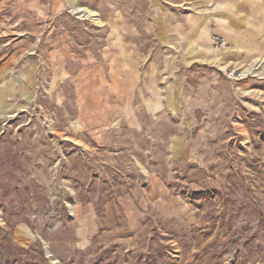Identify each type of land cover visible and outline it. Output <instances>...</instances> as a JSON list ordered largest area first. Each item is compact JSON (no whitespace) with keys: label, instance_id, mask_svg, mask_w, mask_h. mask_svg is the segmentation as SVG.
<instances>
[{"label":"rangeland","instance_id":"374dc122","mask_svg":"<svg viewBox=\"0 0 264 264\" xmlns=\"http://www.w3.org/2000/svg\"><path fill=\"white\" fill-rule=\"evenodd\" d=\"M154 15L0 0V264H264V56L173 67Z\"/></svg>","mask_w":264,"mask_h":264},{"label":"crops","instance_id":"0c3cea01","mask_svg":"<svg viewBox=\"0 0 264 264\" xmlns=\"http://www.w3.org/2000/svg\"><path fill=\"white\" fill-rule=\"evenodd\" d=\"M149 25L161 50L177 55L173 67L237 68L264 56V0H155ZM124 32L130 57L131 33ZM212 36L223 38L227 47L214 49Z\"/></svg>","mask_w":264,"mask_h":264},{"label":"built area","instance_id":"2783aa9c","mask_svg":"<svg viewBox=\"0 0 264 264\" xmlns=\"http://www.w3.org/2000/svg\"><path fill=\"white\" fill-rule=\"evenodd\" d=\"M210 43L213 48L215 49H224L227 47L226 41L218 36H212L210 38ZM227 79L232 81H241L243 79H246L250 76H252L251 71H242V70H231L228 71L225 75Z\"/></svg>","mask_w":264,"mask_h":264}]
</instances>
